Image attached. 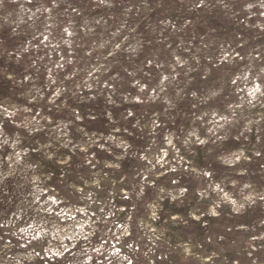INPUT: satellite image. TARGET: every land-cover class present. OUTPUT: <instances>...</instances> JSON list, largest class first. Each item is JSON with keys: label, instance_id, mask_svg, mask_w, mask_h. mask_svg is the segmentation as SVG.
I'll use <instances>...</instances> for the list:
<instances>
[{"label": "rangeland", "instance_id": "1", "mask_svg": "<svg viewBox=\"0 0 264 264\" xmlns=\"http://www.w3.org/2000/svg\"><path fill=\"white\" fill-rule=\"evenodd\" d=\"M262 4L2 0L0 264H264Z\"/></svg>", "mask_w": 264, "mask_h": 264}, {"label": "clouds", "instance_id": "2", "mask_svg": "<svg viewBox=\"0 0 264 264\" xmlns=\"http://www.w3.org/2000/svg\"><path fill=\"white\" fill-rule=\"evenodd\" d=\"M0 2H2V0H0ZM262 7H264V4H262ZM35 238V237H34Z\"/></svg>", "mask_w": 264, "mask_h": 264}]
</instances>
